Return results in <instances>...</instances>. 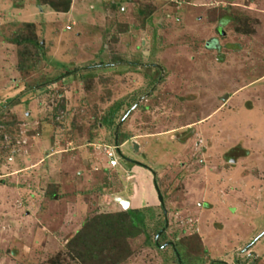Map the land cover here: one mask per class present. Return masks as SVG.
Segmentation results:
<instances>
[{
  "label": "rangeland",
  "instance_id": "374dc122",
  "mask_svg": "<svg viewBox=\"0 0 264 264\" xmlns=\"http://www.w3.org/2000/svg\"><path fill=\"white\" fill-rule=\"evenodd\" d=\"M54 1L0 0V264H82L115 197L104 264H264V0Z\"/></svg>",
  "mask_w": 264,
  "mask_h": 264
},
{
  "label": "trees",
  "instance_id": "16d2710c",
  "mask_svg": "<svg viewBox=\"0 0 264 264\" xmlns=\"http://www.w3.org/2000/svg\"><path fill=\"white\" fill-rule=\"evenodd\" d=\"M36 1H42L51 9L61 13L68 12L70 6L68 3L62 7L60 3L54 0ZM211 43H215V41H210L206 47H211ZM36 45L41 47L39 43ZM117 143L116 145L119 146L118 140ZM137 209L130 207L127 211L97 215L88 219L72 240L66 244V248L73 255V258L82 264H104L109 263L111 259L120 261L116 255H120V251L127 246L125 239L137 234L144 221L143 211ZM155 245L156 242H153L154 247L158 243ZM174 245L176 246V244ZM177 252L179 251L177 250ZM176 259L175 262H177ZM180 264H183L182 260Z\"/></svg>",
  "mask_w": 264,
  "mask_h": 264
},
{
  "label": "water",
  "instance_id": "95a60500",
  "mask_svg": "<svg viewBox=\"0 0 264 264\" xmlns=\"http://www.w3.org/2000/svg\"><path fill=\"white\" fill-rule=\"evenodd\" d=\"M227 95L223 96L222 100H226L227 99ZM134 149L137 150V146L136 144L133 145ZM155 190H156V195H157V199H158V202L160 204V206L162 207L163 209V212L164 214L166 213L165 209H164V203H163V199H162V196L160 194V191L159 189L157 188V186L155 185ZM115 201L122 207L123 210H127L130 206V202L122 197H115ZM167 226V221H165V227ZM163 232V229L156 235L155 237V242L157 243V240L159 238V236L161 235V233ZM252 244H249V246L245 247L244 248V251L245 250H248V248H250ZM176 258H177V262L178 264H180V259H179V256L178 254H176Z\"/></svg>",
  "mask_w": 264,
  "mask_h": 264
},
{
  "label": "built area",
  "instance_id": "2783aa9c",
  "mask_svg": "<svg viewBox=\"0 0 264 264\" xmlns=\"http://www.w3.org/2000/svg\"><path fill=\"white\" fill-rule=\"evenodd\" d=\"M105 157L107 158L109 167L117 166L118 164L117 147L113 146V147H110L108 150H106Z\"/></svg>",
  "mask_w": 264,
  "mask_h": 264
},
{
  "label": "clouds",
  "instance_id": "9594fccd",
  "mask_svg": "<svg viewBox=\"0 0 264 264\" xmlns=\"http://www.w3.org/2000/svg\"><path fill=\"white\" fill-rule=\"evenodd\" d=\"M211 41H213V40H211ZM114 146H116L117 147V157H118V164H117V166L119 165V162L120 161H122L121 159H120V156H119V154H120V150H119V147L117 146V145H114ZM140 164V163H139ZM117 166H115V167H117ZM141 167H142V164L140 165ZM115 167H110V168H115ZM146 167V166H145ZM142 168H144V167H142ZM145 169H147V170H150L149 168H145ZM155 185L156 184H154V190H155ZM157 186V185H156ZM160 191V190H159ZM155 193H156V190H155ZM161 194V193H160ZM156 197H157V195H156ZM163 199V198H162ZM157 201H158V199H157ZM130 202V201H129ZM164 203V202H163ZM160 205V204H159ZM120 206V205H119ZM121 207V206H120ZM131 207V203H130V206H129V208ZM122 208V207H121ZM163 210V209H162ZM161 231V230H160ZM162 234V233H161ZM255 241V240H254ZM254 241L251 243V244H254ZM157 244V243H156Z\"/></svg>",
  "mask_w": 264,
  "mask_h": 264
},
{
  "label": "flooded vegetation",
  "instance_id": "af4514ba",
  "mask_svg": "<svg viewBox=\"0 0 264 264\" xmlns=\"http://www.w3.org/2000/svg\"><path fill=\"white\" fill-rule=\"evenodd\" d=\"M128 161H131V160H128ZM132 161H133V160H132ZM133 162H134V161H133ZM134 163H137V162H134ZM137 164H138V163H137ZM138 165H139V164H138ZM142 166H143L144 168H146L145 165H142Z\"/></svg>",
  "mask_w": 264,
  "mask_h": 264
},
{
  "label": "crops",
  "instance_id": "0c3cea01",
  "mask_svg": "<svg viewBox=\"0 0 264 264\" xmlns=\"http://www.w3.org/2000/svg\"><path fill=\"white\" fill-rule=\"evenodd\" d=\"M142 169L144 170L145 168H142ZM153 177H154V176H153ZM153 187H154V185H153ZM131 207L134 208L135 206H134V205H131Z\"/></svg>",
  "mask_w": 264,
  "mask_h": 264
}]
</instances>
